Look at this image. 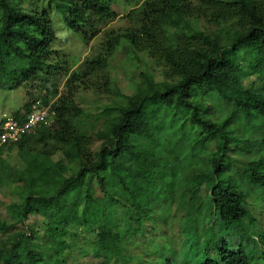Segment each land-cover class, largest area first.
Listing matches in <instances>:
<instances>
[{"label":"trees","instance_id":"16d2710c","mask_svg":"<svg viewBox=\"0 0 264 264\" xmlns=\"http://www.w3.org/2000/svg\"><path fill=\"white\" fill-rule=\"evenodd\" d=\"M24 1L0 0L2 91L37 80L44 83L50 73L58 74L60 67L49 61L55 40L50 10L83 40L118 16L114 0H45L47 9L29 12L22 9ZM189 4L144 0L132 12H140L143 25L124 35L132 49L137 34L152 42L149 28H159L166 41L163 56L175 82L154 83L143 75L133 95L93 115L95 122H102L93 138L86 137L88 128L80 120L87 114L70 116L78 110L69 106L68 97H59L48 110L54 117L52 126L41 125L13 144L32 158L30 173L36 174L37 184L9 206L8 218L23 225L29 216L41 217L48 232L43 242L30 229L19 235L13 250L0 246V264H65L59 258L67 253L65 238L75 224L95 229L86 246L99 260L96 264H172L175 252L158 254L162 247L149 252L156 237L166 238L161 229L167 227L176 232L166 238L170 243L183 239L182 246H191L182 253L186 264H253L264 253L262 236L257 234L260 252L248 231L255 225L246 200L256 187L264 189V7L253 0L227 1L243 21L224 36H208L185 19ZM103 65L84 62L69 76L67 87L91 85L88 79ZM47 84L52 92L24 105L22 114H13L18 125L25 122L33 103L49 107L56 91ZM184 128L190 137L172 143V130ZM216 140L219 148L213 146ZM54 150L63 151L66 171L75 163L74 172L55 171L48 161ZM16 175L11 179L27 177ZM119 227H124L122 237L116 234ZM248 242L251 246L245 247ZM131 250L141 254L132 255Z\"/></svg>","mask_w":264,"mask_h":264},{"label":"rangeland","instance_id":"374dc122","mask_svg":"<svg viewBox=\"0 0 264 264\" xmlns=\"http://www.w3.org/2000/svg\"><path fill=\"white\" fill-rule=\"evenodd\" d=\"M209 1L189 0V12L186 13L185 19L190 22L192 27L195 30L206 33L208 36H218L219 34L224 36L226 31L232 32L236 30L239 22L241 23L243 19L237 15L235 16L232 13L233 11L226 6L225 3L229 0H213V3H209ZM253 1L257 5L264 7V0ZM141 3L127 5L124 3V0H114L112 8L118 16L103 29L98 30L95 36L85 40L67 30L60 14L54 9L50 10L49 19L55 40L51 45L53 53L49 61L51 65L56 64L57 67H60V70L57 75L50 73L44 83L41 80H37L17 90H0V116L1 114L11 116L15 113L22 114L24 105L30 104L36 97L38 99L46 97L48 95L47 92L53 91L48 87L47 83H49L55 86L56 93L51 96L48 104H46L49 106L47 109L49 111L51 109L52 111V105L56 103L59 97H68L70 99L69 106L78 110L77 114L71 112L72 115L70 113V116L87 114L86 118L82 115L80 120L88 128L86 137L93 138L94 133L101 129L102 124L100 120L95 122L92 119L93 115L95 116L105 107H112L123 103L125 97L133 95L141 87L143 75L149 76L154 83L175 82L176 76L173 75L169 64L163 56L166 41L164 37L160 36L159 28H149L152 34H154L152 42L145 40L141 34H137L136 48L133 47L134 49L129 48L127 41L124 39V35L127 34L130 28L137 30L143 25L140 21L143 18L140 12L139 15L132 13L134 10L140 9ZM42 8H48L45 0H26L23 3L22 9L24 12H29L31 10H41ZM176 36L174 35V37ZM114 39L119 40L117 43H114ZM184 42L195 45L194 42ZM195 46L204 47L198 42H196ZM91 60L104 62L102 69L88 79L91 85L89 83H74L70 86L71 88H68L66 82L72 72L80 70L84 62ZM241 62H245V60ZM64 69L67 70L65 73L62 72ZM252 79L250 78L249 80ZM42 106L45 107L39 102L35 107L40 108ZM49 111L45 112V126L47 127L52 126L51 124L54 121V117L50 115ZM181 136L190 137L185 128L181 131L176 129L172 130L170 140L172 143H176L181 139ZM18 140L0 145V147H3L0 149V179L2 180L0 182V246L6 250H10L13 246L18 245L19 235L28 234L30 229L37 233L42 242L44 234L48 232L46 222L41 217L29 216L23 222V225L8 218L10 212L9 206L19 203L22 200V195L30 190V187L37 184L36 174L30 173L32 158L25 156L17 146H13ZM46 143L48 144L49 142ZM49 145L51 148L54 146V144ZM96 146L97 143L92 142L91 148H95ZM213 146L219 148V141H214ZM48 161L49 163L51 162L55 171L64 173L65 175L75 170L76 165L73 163L71 165L72 171H66L68 162L62 150H54ZM12 175H16L15 177L18 175L27 176L29 179L26 181V177L25 179L16 181L11 179ZM246 197L249 203L250 214L254 220L253 225H255L253 228L249 227L248 231L253 234L254 240L258 243L257 249L261 252V244L257 241V234L262 236V242H264V189L256 187L253 192H248ZM1 224L4 226H1ZM5 228L7 229L3 230ZM91 230L95 229L84 228L78 224L70 227L69 235L71 236L68 235L65 238V241H68L67 253H69L61 255L59 259L64 258L65 264H96L99 260L91 257V252L88 251L86 246L89 242ZM123 230L124 227H119L116 234L122 237ZM161 233L169 239L176 235V232L171 227L162 228ZM166 238L156 237L149 247V252L162 247L158 254L163 253V251L166 255L175 252L171 260L172 264H186L182 253H185L187 251L185 249L191 246H188V243L182 246L183 239L179 243L177 241L170 243L169 239ZM246 244L245 247L251 246L250 242ZM106 245L108 248L113 247L111 243L106 242ZM139 252L131 250L132 255H136ZM258 256L256 255V257ZM262 257H264L263 251L259 259L253 260V264H264L261 261ZM189 264L194 263L191 261Z\"/></svg>","mask_w":264,"mask_h":264},{"label":"built area","instance_id":"2783aa9c","mask_svg":"<svg viewBox=\"0 0 264 264\" xmlns=\"http://www.w3.org/2000/svg\"><path fill=\"white\" fill-rule=\"evenodd\" d=\"M39 102L31 105L30 111L25 119V122L18 125L11 115L1 114L0 116V145L4 143L14 142L19 139V136L30 133L41 125H46L45 112L48 107H35Z\"/></svg>","mask_w":264,"mask_h":264}]
</instances>
